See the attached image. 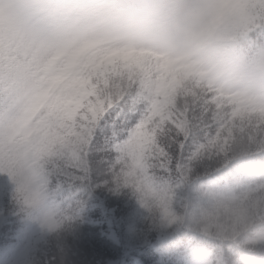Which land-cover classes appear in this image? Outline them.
I'll return each mask as SVG.
<instances>
[{
  "label": "clouds",
  "instance_id": "9594fccd",
  "mask_svg": "<svg viewBox=\"0 0 264 264\" xmlns=\"http://www.w3.org/2000/svg\"><path fill=\"white\" fill-rule=\"evenodd\" d=\"M11 8L5 0V21ZM33 23L27 40L3 37L18 102L0 121V152L25 186L21 204L42 191L34 172L55 166L47 153L66 102L57 78L70 64L138 70L169 88L209 93L221 119L264 124V0H77ZM262 144L264 136L238 133L227 146L202 145L167 176L138 165L121 194L167 230L181 254L173 264H187L181 257L188 248L198 252L199 264H248L250 253H264ZM50 206L42 199L25 210L42 221Z\"/></svg>",
  "mask_w": 264,
  "mask_h": 264
},
{
  "label": "snow or ice",
  "instance_id": "6c2138e0",
  "mask_svg": "<svg viewBox=\"0 0 264 264\" xmlns=\"http://www.w3.org/2000/svg\"><path fill=\"white\" fill-rule=\"evenodd\" d=\"M8 2L7 20L0 15V121L18 102L7 75L11 53L3 37L27 40L36 17H54L77 0ZM4 3L0 0V13ZM57 81L66 102L47 153L55 166L42 165L34 172L42 188L35 200L21 204L18 194L25 186L14 163L0 152V175L12 185L11 202L0 201V255L7 264H173L181 254L167 230L150 222L140 202L121 194L136 178L137 166H155L167 176L197 147L227 146L238 133L259 139L264 124L245 127L221 119L209 93L169 88L138 70L70 64ZM42 199L51 206L41 221L25 209ZM181 258L199 264L195 249L183 250ZM247 260L264 264V253H250Z\"/></svg>",
  "mask_w": 264,
  "mask_h": 264
},
{
  "label": "rangeland",
  "instance_id": "374dc122",
  "mask_svg": "<svg viewBox=\"0 0 264 264\" xmlns=\"http://www.w3.org/2000/svg\"><path fill=\"white\" fill-rule=\"evenodd\" d=\"M11 189L12 185L8 178L0 175V201H2L1 197L4 194H8L11 197ZM0 264H7V259L3 255H0Z\"/></svg>",
  "mask_w": 264,
  "mask_h": 264
},
{
  "label": "trees",
  "instance_id": "16d2710c",
  "mask_svg": "<svg viewBox=\"0 0 264 264\" xmlns=\"http://www.w3.org/2000/svg\"><path fill=\"white\" fill-rule=\"evenodd\" d=\"M1 200H7L9 203L11 202V197L8 194H4L1 197Z\"/></svg>",
  "mask_w": 264,
  "mask_h": 264
}]
</instances>
